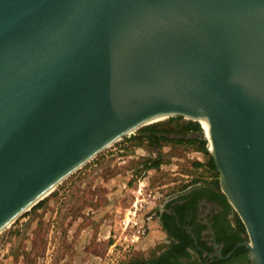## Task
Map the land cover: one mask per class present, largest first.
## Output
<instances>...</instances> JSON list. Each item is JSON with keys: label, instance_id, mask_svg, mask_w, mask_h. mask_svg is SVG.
I'll return each mask as SVG.
<instances>
[{"label": "water", "instance_id": "95a60500", "mask_svg": "<svg viewBox=\"0 0 264 264\" xmlns=\"http://www.w3.org/2000/svg\"><path fill=\"white\" fill-rule=\"evenodd\" d=\"M173 116L209 124L237 246L264 264V0H0V234Z\"/></svg>", "mask_w": 264, "mask_h": 264}, {"label": "rangeland", "instance_id": "374dc122", "mask_svg": "<svg viewBox=\"0 0 264 264\" xmlns=\"http://www.w3.org/2000/svg\"><path fill=\"white\" fill-rule=\"evenodd\" d=\"M188 121L199 123L177 117L147 126ZM147 132L142 127L105 149L5 229L0 264H132L165 247L170 237L158 221L164 200L217 174L207 165L211 153L176 141L150 145ZM152 161L160 164L149 167Z\"/></svg>", "mask_w": 264, "mask_h": 264}, {"label": "flooded vegetation", "instance_id": "af4514ba", "mask_svg": "<svg viewBox=\"0 0 264 264\" xmlns=\"http://www.w3.org/2000/svg\"><path fill=\"white\" fill-rule=\"evenodd\" d=\"M197 137L199 135L191 134L188 138ZM214 178L192 181L164 200L158 211V221L170 240L158 252L153 264L252 263L249 252L238 251L246 245H237L246 241L238 242L224 253L237 230L233 222L234 209L218 193Z\"/></svg>", "mask_w": 264, "mask_h": 264}, {"label": "trees", "instance_id": "16d2710c", "mask_svg": "<svg viewBox=\"0 0 264 264\" xmlns=\"http://www.w3.org/2000/svg\"><path fill=\"white\" fill-rule=\"evenodd\" d=\"M180 118L182 116H173L170 117V119ZM143 130H147L148 132L143 135L147 139L150 145H159L161 141H176L180 143H187L189 145H196L199 151H202L204 153L209 154L210 151L207 147V141L201 137L197 138H186L184 136H188L191 134H196L197 132L203 130L199 123H194L192 121H188L185 123H176L174 127H159L157 125H154L152 127L145 126L143 127ZM170 135H174V137L170 138ZM177 136H183L182 138H177ZM160 164V161H152L149 164V167H156ZM197 166H202L203 164L200 162L196 163ZM207 165L211 170H214L217 175H214V186L217 188L218 193L225 199V202L231 207V205L226 200L225 194L221 191L220 183H219V172L217 170L214 158L210 156V159L207 161ZM196 181V180H195ZM40 201L38 204L42 203ZM37 204V205H38ZM34 206L35 207H37ZM235 228L237 230V235H235L234 239L232 240V243L230 246L225 250L224 253H227L228 250L232 249L238 242L240 241H247V231L244 223L242 222L241 218L237 214V221L235 223ZM174 240V239H173ZM176 243L174 244V247H177ZM241 249L243 252H249V249L247 246H242L238 249V251ZM161 251V250H159ZM155 252L152 254L151 257L146 259H136L133 261L132 264H153L154 260L158 258L157 254L158 252ZM236 251V252H238ZM236 254V253H235Z\"/></svg>", "mask_w": 264, "mask_h": 264}, {"label": "bare ground", "instance_id": "6f19581e", "mask_svg": "<svg viewBox=\"0 0 264 264\" xmlns=\"http://www.w3.org/2000/svg\"><path fill=\"white\" fill-rule=\"evenodd\" d=\"M200 123L203 126L204 134H206L205 136L207 137V139H209L211 141L212 133H211V129H210L209 124L204 120H201ZM209 148L212 149V144H209Z\"/></svg>", "mask_w": 264, "mask_h": 264}, {"label": "built area", "instance_id": "2783aa9c", "mask_svg": "<svg viewBox=\"0 0 264 264\" xmlns=\"http://www.w3.org/2000/svg\"><path fill=\"white\" fill-rule=\"evenodd\" d=\"M202 129H203V126H202ZM203 133H204V129H203ZM209 144H210V143L207 144L208 149H209Z\"/></svg>", "mask_w": 264, "mask_h": 264}]
</instances>
